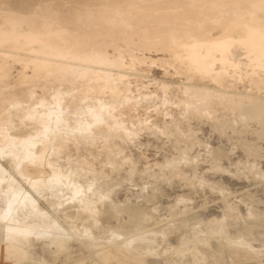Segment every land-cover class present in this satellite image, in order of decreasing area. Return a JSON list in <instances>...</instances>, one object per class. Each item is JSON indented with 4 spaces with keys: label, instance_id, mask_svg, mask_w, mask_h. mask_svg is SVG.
<instances>
[{
    "label": "snow or ice",
    "instance_id": "1",
    "mask_svg": "<svg viewBox=\"0 0 264 264\" xmlns=\"http://www.w3.org/2000/svg\"><path fill=\"white\" fill-rule=\"evenodd\" d=\"M20 7L28 10L19 11ZM70 7L47 2L18 6L0 0V57L5 61L0 67L4 93L0 141L5 145L0 147V160H12L17 173L29 166L41 177L29 180L34 190H71V200L80 205L77 212L86 213L83 222L67 217L58 222V217L39 212L31 196L18 190L8 172L0 168L4 177L0 186L7 183L6 188L0 187V202L6 206L0 211V223L5 233L4 254L10 264H102V248L114 257L103 264H264V203L257 217L258 242L244 234L229 235L223 221L196 225L200 230L197 240L188 231L191 222L186 224L175 214L155 216L150 221L141 205L133 206L127 199L119 203L115 195L133 183H143L144 190L153 193L160 187L159 183H149L153 170L135 156L138 129L145 125L167 141L180 142L183 156L174 157L167 165L173 173L180 171L178 163H198L203 151L193 161L200 139L193 135V122L210 120L217 131L225 130L215 122L213 109L235 104L234 95L223 91L222 85L237 74L258 77L262 84L260 157L264 170V0L127 5L136 10L135 16L93 10L122 6H77L87 8V14L61 11ZM173 14H183L184 23L160 27L145 23V18ZM85 20L98 21L96 31L80 37L75 30ZM209 28L213 29L210 36ZM69 36L77 40L75 50L67 47ZM147 49L166 52L173 71L181 77L183 98L174 105L180 110L179 117L168 116V87L157 85L164 94L162 128H154L147 115L137 124L143 102L155 104H144L147 113H160V97L138 92L125 96L116 77L118 69L131 67L129 55ZM21 56L29 58L39 76L34 75L21 87V96H11L9 62L14 59L23 64ZM186 77L203 83L185 86ZM245 108L251 111L252 105H240L241 113ZM242 119H236L234 107L229 123L235 120L239 128ZM200 147L203 150L204 144ZM250 147L254 151V139ZM129 152L133 153L131 158ZM208 154L216 157L211 147ZM137 176L140 179H135ZM254 211L250 210L249 216ZM121 222L133 227H121ZM149 222L156 224L154 232L145 227ZM153 235L159 239H148ZM209 235L220 238L219 248L211 245ZM190 239L196 241L191 248L193 257L168 258L171 252L187 256L184 249L191 247ZM147 256L156 258L147 260Z\"/></svg>",
    "mask_w": 264,
    "mask_h": 264
},
{
    "label": "bare ground",
    "instance_id": "2",
    "mask_svg": "<svg viewBox=\"0 0 264 264\" xmlns=\"http://www.w3.org/2000/svg\"><path fill=\"white\" fill-rule=\"evenodd\" d=\"M8 3L18 6L28 5L34 2H47L57 5H68L70 8L61 9L62 12L73 14L83 12L87 14V8H77V6H122V7H106L94 8L97 13H113L121 12L124 14L136 15V10L128 8L131 4H152V3H212V2H227V0H7ZM19 11H27L26 7L18 8ZM98 22V21H97ZM97 22H89L85 20L75 30L80 37H85L88 34L96 31ZM145 23L152 26H179L184 23L183 14H173L161 17H153L151 20L145 18ZM213 29L209 28L208 35L210 36ZM77 40L75 37L69 36L67 47L75 50ZM127 45H125V48ZM117 55L119 52L117 51ZM27 56H21L23 64L16 60L9 62L8 76L11 81V96H21L20 89L26 83H30L32 77L39 76L38 69H32L28 63ZM5 63L4 58L0 57V67ZM128 65L130 68H121L116 71V77L121 81V91L125 96H129L130 92H138L142 96H159L161 111L159 114L153 112L147 113L144 104L152 103L146 101L141 104V116L137 120L140 124L144 116H148L153 121L154 128H162L165 124L164 115V94L161 88L157 85H166L168 87V108L167 114L169 117H179L180 110L174 105L180 103L183 98V90L180 87L181 77L173 71L172 65L169 64L167 53L162 50H140L136 55H129ZM189 83L202 84L203 81H192L185 78V86ZM219 86V85H218ZM223 91L230 92L235 97V104L226 106H217L213 109L214 120L225 130L217 131L213 122L210 120L196 119L193 122L191 130L193 135H199L200 139L196 142L194 149L195 155L192 156L193 161L197 157H203L198 163L193 165L180 164L176 167L180 171L173 173L167 165L174 157H182L183 151L179 141H167L166 138L159 137L154 131L145 125L142 129H138L137 136V151L135 153L137 161H143L144 165L149 166L153 170L154 178L149 183H159V189L153 193L144 190L143 183H133L131 188H122L116 192L117 202L123 203L125 199L133 203V206L141 205L146 214L152 217L165 214H175L177 218L183 219L186 224H189L188 231L191 237L199 239L198 224H206V222L223 221L226 226V231L229 235H248L252 236L255 241L260 238V223L258 220L259 211L264 203V170L261 167L260 157V141H261V88L262 84L258 77H251L247 73L243 77L237 74L235 79L229 78L222 85ZM49 87V91H50ZM43 95V93H39ZM111 90L109 91V96ZM3 85H0V110L3 109ZM48 100L50 96L46 97ZM252 105V110L247 108L241 113L240 105ZM236 109V119L241 120L239 128L235 120L229 123L232 117L233 108ZM132 112L136 109L133 107ZM247 121V125L245 124ZM131 121L129 120V124ZM172 123L171 120L168 121ZM19 124V121H17ZM255 127H252V125ZM253 139L255 140V149H251ZM162 140L165 141L162 143ZM204 144L203 150L200 145ZM0 147H5L0 141ZM216 153L213 158L208 154V149ZM142 150V151H141ZM189 150L191 146H189ZM129 158L133 156L132 152L128 153ZM222 157V159H220ZM66 159V157H65ZM207 165V167H205ZM24 171L17 173L14 167V162L10 159L0 160V168L8 172V177L15 181V187L23 189L24 193L31 196L35 202V207L39 212H48L54 218L58 217L59 221H64L65 217L69 221H81L86 219V213L77 212L80 208L78 203L71 200V190L67 188H58L55 192L49 191L47 188L40 187L39 190H34L29 180L36 181L41 177L34 171L30 170L29 166H23ZM11 169V171H9ZM191 172V176H189ZM198 173V175H197ZM193 177L195 182L193 183ZM0 179H4L0 176ZM46 179V174H45ZM135 179H140L139 176ZM0 187H7V183ZM67 198V200H65ZM56 205V211L53 212V205ZM6 206L0 202V211ZM177 209L179 211L177 212ZM254 209L252 216H249V211ZM37 222V221H30ZM158 223V222H157ZM79 226V225H78ZM86 226V225H85ZM121 227H133L120 223ZM149 231H155L156 224L149 222L145 225ZM3 225L0 223V251L2 253L5 264H10L4 254ZM210 243L213 247L219 248V237L209 235ZM150 240H157L159 237L153 235L148 237ZM175 239V237H173ZM194 240L190 239L191 247H186L187 256H178L175 252H171L169 259L184 260L193 257L191 248L195 247ZM175 245H169V248ZM145 249L149 250V245H145ZM40 251H43L41 246ZM102 255L99 257L102 261L112 259L114 257L107 254V249H100ZM156 257L147 256V260H152ZM231 258V257H229ZM239 258V257H238Z\"/></svg>",
    "mask_w": 264,
    "mask_h": 264
},
{
    "label": "crops",
    "instance_id": "3",
    "mask_svg": "<svg viewBox=\"0 0 264 264\" xmlns=\"http://www.w3.org/2000/svg\"><path fill=\"white\" fill-rule=\"evenodd\" d=\"M0 264H5L4 261H3V257H2L1 251H0Z\"/></svg>",
    "mask_w": 264,
    "mask_h": 264
}]
</instances>
